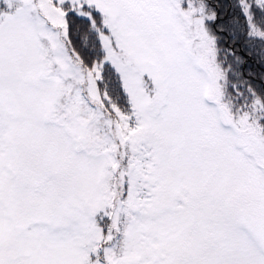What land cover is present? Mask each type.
Here are the masks:
<instances>
[{
  "label": "snow or ice",
  "instance_id": "obj_1",
  "mask_svg": "<svg viewBox=\"0 0 264 264\" xmlns=\"http://www.w3.org/2000/svg\"><path fill=\"white\" fill-rule=\"evenodd\" d=\"M0 264H264V0H0Z\"/></svg>",
  "mask_w": 264,
  "mask_h": 264
}]
</instances>
